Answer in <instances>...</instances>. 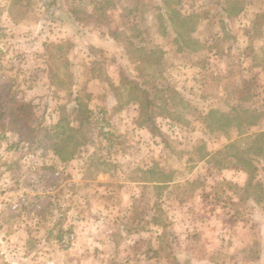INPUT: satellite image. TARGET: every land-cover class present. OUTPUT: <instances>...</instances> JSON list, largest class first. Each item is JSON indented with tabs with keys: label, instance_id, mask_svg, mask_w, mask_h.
<instances>
[{
	"label": "rangeland",
	"instance_id": "obj_1",
	"mask_svg": "<svg viewBox=\"0 0 264 264\" xmlns=\"http://www.w3.org/2000/svg\"><path fill=\"white\" fill-rule=\"evenodd\" d=\"M50 1L0 0V264H264V161L207 163L264 147V0Z\"/></svg>",
	"mask_w": 264,
	"mask_h": 264
},
{
	"label": "trees",
	"instance_id": "obj_2",
	"mask_svg": "<svg viewBox=\"0 0 264 264\" xmlns=\"http://www.w3.org/2000/svg\"><path fill=\"white\" fill-rule=\"evenodd\" d=\"M100 1L101 4H104L103 6H101V8L104 10L105 7H114L115 3L113 2V0H97ZM118 1V0H116ZM162 3L158 6V9H163L165 12H167L170 16L171 19V25L175 24V19L171 16V14L176 15L177 17L179 15H177V12L174 10V6H176V4L178 3V0H161ZM53 3H55V0L50 1L48 4L49 6L52 5ZM138 7L135 8V10ZM133 11V10H132ZM264 17V16H263ZM182 20V19H181ZM182 23H184V21H181ZM113 36H115V39H118L116 34L113 33ZM144 61H146V59L144 60V58H140L139 61L136 62L135 64V69L138 73V75H141L144 71L145 68L142 67V63H144ZM123 79L125 81H127V76H122ZM133 87H135V89H137L141 95V99L139 100V113L141 114V116L144 117V121H152V112L154 109V106L156 105L154 102V98L153 100L150 97V93L149 90H146L144 88H141V83L138 82V80L136 79H132L131 80ZM143 97V98H142ZM138 102V100H137ZM11 107L9 108L10 111L8 112L9 115L11 116L10 118V122H9V126L12 128H16V125H18L20 127V125L22 126H26L28 125V119L30 118V113L32 111L33 108V104L31 101H23V100H14L11 99ZM248 109V108H247ZM245 109V112H247L246 114V118H247V122H243V123H237V125H240L239 127L243 126L245 124L244 127L247 128L248 127H253L257 125L258 120L260 119V117H262L261 114L256 113L257 111L253 110V111H249ZM256 113V115L254 114ZM211 117L215 116V113H213L212 111L210 112ZM234 118H229L226 120L227 125L230 123L231 120L236 119V116H238V112L235 110L234 113ZM216 117V116H215ZM152 123V122H151ZM18 127V129H20ZM151 131L152 129H154L153 127L150 128ZM240 131V128L238 129ZM259 137H264V131L260 130L257 134ZM236 146V142H229L226 145H224L222 147V149L218 150L217 153H214L212 155H210L207 158V163H208V169L209 171H213V170H221V169H226L228 168L231 164H234V162H232V160L230 159L232 156L237 157L236 159H238L240 161V166L242 167L243 171L247 174V181L245 183V189L244 192H248L249 190H260L261 191V185L260 182H256L254 181L256 178V176L258 175L259 172V168L258 166L255 164L256 159L259 161V159H262L264 161V147L260 146V147H256L254 148V150L252 151V154H247L245 156H243V154L239 151L236 152V154H230V149H234ZM222 156L225 157L226 160H224V158H222ZM262 168H264V165L261 166ZM211 173V172H210ZM170 180H163V181H159V182H167ZM159 186V188H161L162 185H157ZM165 186V185H164ZM61 231V230H59Z\"/></svg>",
	"mask_w": 264,
	"mask_h": 264
},
{
	"label": "built area",
	"instance_id": "obj_3",
	"mask_svg": "<svg viewBox=\"0 0 264 264\" xmlns=\"http://www.w3.org/2000/svg\"><path fill=\"white\" fill-rule=\"evenodd\" d=\"M99 111H100V110H99ZM95 118L101 120V118H102V117H101V114H99V117L95 115ZM104 129H105V126H104Z\"/></svg>",
	"mask_w": 264,
	"mask_h": 264
}]
</instances>
